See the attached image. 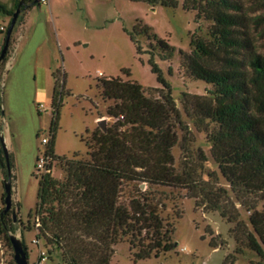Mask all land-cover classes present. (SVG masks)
Returning a JSON list of instances; mask_svg holds the SVG:
<instances>
[{
    "label": "trees",
    "instance_id": "1",
    "mask_svg": "<svg viewBox=\"0 0 264 264\" xmlns=\"http://www.w3.org/2000/svg\"><path fill=\"white\" fill-rule=\"evenodd\" d=\"M131 1L171 8L179 6V0ZM35 5L41 3L21 0L17 8L22 12ZM183 8L196 12L197 19L203 17L213 22L210 33L214 41L195 39L191 42L192 51L182 53L185 72L214 87V100L194 102L191 113L218 123L217 129L208 131L213 157L237 201L251 211L249 222L253 230L240 219L236 202L228 190L218 184L215 173H211L208 180L204 179L198 165L187 154L183 169L176 168L173 154L178 142L176 129H186V126L172 86L155 61L154 52H150L149 64L162 86L155 88L158 97L146 95L144 87L136 80L98 79L97 88L103 101H113L107 106L106 115L115 118V122L106 132L100 127L91 132L87 158L68 159L55 154L66 73L58 70L53 74L55 115L46 154L62 162L66 174L64 179L54 177L52 165L41 173L36 215L40 221L38 235L59 247L64 264H110L115 246L120 242L129 243L136 261L160 257L175 249L177 243L172 238L175 229L158 210L161 194L142 190L143 183L149 187L187 189L196 199L197 207L219 211L228 222L235 223L232 232L236 247L226 256L225 264H235L245 249L255 251L264 259V203L259 209L260 202H264V57L249 53L242 59L235 55L240 53L239 49L250 46L238 29L247 20L238 13L243 8L241 0H183ZM0 11L10 16L14 14L2 4ZM135 33L144 32L136 26L133 41ZM152 36L165 52L162 59L172 58L176 48L155 34ZM11 46L12 36L0 68L6 66ZM138 51H141L139 46ZM125 72L130 75V71ZM184 151L187 153L186 148ZM206 159L201 152L200 162ZM14 167L11 154L6 160L0 139V168L4 181L11 180L12 186L16 179ZM4 210L0 209V239L12 246L10 235L16 232L20 220L13 209ZM210 245L224 247L223 243L213 240Z\"/></svg>",
    "mask_w": 264,
    "mask_h": 264
},
{
    "label": "rangeland",
    "instance_id": "2",
    "mask_svg": "<svg viewBox=\"0 0 264 264\" xmlns=\"http://www.w3.org/2000/svg\"><path fill=\"white\" fill-rule=\"evenodd\" d=\"M20 1L0 0V3L15 12ZM241 3L243 8L238 13L247 20L238 29L250 46L239 49L240 53L235 55L242 59H246L249 53L264 57V0H241ZM3 14L0 11V25L9 27L13 16ZM136 26L144 33H135L133 41ZM212 26V21L203 17L197 19L196 12L185 10L183 0H179L176 8L131 0H51L50 4L35 5L20 13L12 33L8 61L0 68V72L3 70L0 139L5 140L15 165L13 210L20 220L15 234L25 241L30 264H64L59 247L38 235L36 227L39 179L43 172H39L37 164L46 154L47 145L42 139L50 137L55 115L53 73L58 70L66 73L55 154L68 159L87 158L90 134L99 127L96 118L113 104V101L105 102L101 98L98 79L121 77L136 80L142 84L146 95L158 97L155 88L162 86L149 64L150 52H154L155 61L172 86L186 126V129H176L178 142L173 148L176 168L183 169L187 154L198 165L204 179L208 180L209 175L215 173L218 184L226 188L236 202L240 219L253 230L249 222L251 211L237 201L213 157V143L208 139V131L217 129L218 123L202 120L191 113L194 112V102L210 103L214 100V87L185 72L182 53L192 51L191 42L195 39L214 41L210 33ZM153 34L176 48L172 58L162 59L165 52L156 45ZM3 38L4 35L0 43ZM125 70L130 71V75ZM108 118L109 127L115 118ZM201 152L207 158L204 162L199 160ZM65 174L64 164L54 160L52 175L64 179ZM141 189L161 194L158 210L161 217L174 227L172 238L177 246L160 257L136 261L129 243L120 242L115 246L110 264H225L226 256L236 247L232 232L235 223L228 222L219 211L197 207L196 199L187 189L149 187L147 184ZM4 199V175L0 168V209L6 206ZM263 203L259 204L260 210ZM34 238L39 239V243H33ZM211 240L223 243L224 247L214 248L210 245ZM42 250L46 260L41 263ZM259 262L264 263V259L255 251L245 249L235 264ZM0 264H16L13 247L2 239Z\"/></svg>",
    "mask_w": 264,
    "mask_h": 264
},
{
    "label": "water",
    "instance_id": "3",
    "mask_svg": "<svg viewBox=\"0 0 264 264\" xmlns=\"http://www.w3.org/2000/svg\"><path fill=\"white\" fill-rule=\"evenodd\" d=\"M20 13H21V9H20V7H18L17 10L13 14L11 24L8 28V32H7L6 39H5V44H4V47H3L1 55H0V61L2 60L3 56L5 55L8 47H9L12 32L14 30V27L16 25V22H17V19H18ZM98 124H99V127L104 132H106L108 130V124H107L106 118H102L101 120H99ZM1 142H2V145L4 148L6 160L8 161L10 151H9V149L5 143V140L3 138H1ZM144 187H145V184H142L141 188H144ZM4 188H5V199L4 200H5V205H6L4 211H8V210L13 209V186H12L11 180H5L4 181ZM15 216H16V214H15ZM10 241H11L12 247L14 249V259H15L16 264H30L29 258L27 255V249L25 248L23 240L17 234L12 233L10 235Z\"/></svg>",
    "mask_w": 264,
    "mask_h": 264
},
{
    "label": "built area",
    "instance_id": "4",
    "mask_svg": "<svg viewBox=\"0 0 264 264\" xmlns=\"http://www.w3.org/2000/svg\"><path fill=\"white\" fill-rule=\"evenodd\" d=\"M41 4H48L50 0H38ZM8 28L7 26L5 25H0V38L2 37V35H4V38H3V41L0 43V54L2 52V49L4 47V44H5V39H6V35H7V32H8ZM50 141V137H44L42 139V143L43 144H48ZM53 159L51 158V156L45 154V156L39 158L38 160V168L39 170H45L47 168L48 165H52L53 166ZM40 226V221H39V217H37V222H36V227L38 228ZM33 243L37 244L39 243V239L37 238H34L33 239ZM40 258H41V263L44 262L46 260V255H45V251H41L40 252Z\"/></svg>",
    "mask_w": 264,
    "mask_h": 264
},
{
    "label": "crops",
    "instance_id": "5",
    "mask_svg": "<svg viewBox=\"0 0 264 264\" xmlns=\"http://www.w3.org/2000/svg\"><path fill=\"white\" fill-rule=\"evenodd\" d=\"M51 3V0H50V2L48 3V4H50ZM1 4V3H0ZM2 5H4V4H2ZM6 8H7V6L6 5H4ZM8 10H11V9H9V8H7ZM3 15H5V16H10V15H7V14H3ZM16 24H17V22H16ZM16 26V25H15ZM14 29H15V27H14ZM13 33V32H12ZM54 74V73H53ZM54 78V77H53ZM55 80V79H54ZM102 118H106L107 119V122H108V120H109V118H108V116L106 115V110L102 113V114H98V116H97V118H96V120L99 122V120H101Z\"/></svg>",
    "mask_w": 264,
    "mask_h": 264
}]
</instances>
